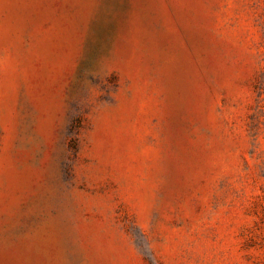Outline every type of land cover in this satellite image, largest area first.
I'll list each match as a JSON object with an SVG mask.
<instances>
[{"label": "rangeland", "instance_id": "1", "mask_svg": "<svg viewBox=\"0 0 264 264\" xmlns=\"http://www.w3.org/2000/svg\"><path fill=\"white\" fill-rule=\"evenodd\" d=\"M0 264H264V0H0Z\"/></svg>", "mask_w": 264, "mask_h": 264}]
</instances>
